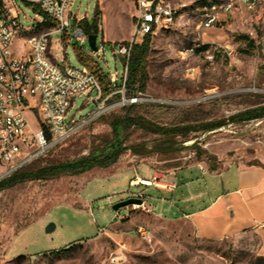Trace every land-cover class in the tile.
I'll use <instances>...</instances> for the list:
<instances>
[{
  "label": "rangeland",
  "instance_id": "374dc122",
  "mask_svg": "<svg viewBox=\"0 0 264 264\" xmlns=\"http://www.w3.org/2000/svg\"><path fill=\"white\" fill-rule=\"evenodd\" d=\"M165 1L174 10V22L150 34L149 78L142 100L130 111L168 127L198 126L264 105V17H255L241 8L221 16L224 19L219 26L201 28L200 9L226 0ZM21 8L22 25L32 29L20 31L15 38L17 55L29 51L27 37L50 28L39 24L35 4L22 2ZM135 14V0H74L70 20L85 31L91 26L90 33L97 34V46L102 49L100 54L90 48L89 42L82 46L61 33L52 34L53 57L60 60L63 55L72 65H87L103 93L110 88L98 101L93 100L97 90L90 98L85 94L74 98L69 119H86L111 93L122 89L125 61L124 56L115 54L114 46L132 38ZM202 42L209 47L229 46L234 58L220 51L211 64L203 50L189 57L182 53ZM112 74L117 75L116 85L110 80ZM127 106L122 97L109 98L99 114L27 167L70 160L102 146L103 140L112 135L108 121ZM35 115L34 110L27 113L31 126L37 129ZM126 137L129 145L140 143L150 148L165 144L163 136L138 127L127 130ZM175 142L173 151L137 155L127 150L107 168L26 180L2 189L0 264H264L256 234L239 240L203 239L184 219L154 216L139 224L151 231L148 241L136 231L138 225L125 224L137 215L151 213L135 212L123 221L114 217L113 204L136 192H143L145 201L155 204V190L145 184L131 186L135 173L126 172L123 177L126 169H137L146 176L153 171L170 173L192 165L264 168V117L229 122L209 131H191L187 137L177 136ZM50 223L55 228L47 232ZM114 256L119 258L113 261Z\"/></svg>",
  "mask_w": 264,
  "mask_h": 264
},
{
  "label": "built area",
  "instance_id": "2783aa9c",
  "mask_svg": "<svg viewBox=\"0 0 264 264\" xmlns=\"http://www.w3.org/2000/svg\"><path fill=\"white\" fill-rule=\"evenodd\" d=\"M22 2L38 7L35 16L39 24L47 16L52 25L40 34L27 37L29 51L25 55H17L13 47L15 38L20 31L32 29L23 26L20 21ZM73 3L74 0H0V182L44 156L50 148L77 131L88 119L99 114L104 109L106 100L115 94L111 93L104 99L98 110L91 111L86 119L68 118L77 96L85 94L90 98L94 90H97V95L93 100L98 101L104 96L99 80L87 65L75 66L62 54L60 60L51 54L53 33H61L70 40L75 39L82 46L89 42V34L70 20ZM241 8L255 17H264V0H226L203 6L200 9L201 22L198 27H217L224 19L221 16H227ZM135 10L132 38L114 46L115 54L126 59L122 89L118 93H122L121 97L127 105L142 100V92L126 96L125 82L133 45L142 42L146 35L157 29L169 28L174 22V10L165 0H135ZM62 44L64 45L63 40ZM204 44L202 42L187 48L182 53L187 57L194 56ZM203 51L211 64L220 51L230 59L234 58L229 46H210ZM96 52L100 54L102 49L98 47ZM110 80L112 85H116L117 75L112 74ZM31 110L35 111L38 119L37 129L31 126L27 116ZM139 184L162 189L175 186L167 173L151 177L136 176L130 181L131 186ZM130 197L141 198L142 203H133L117 210L114 217L120 221L129 219L135 212L149 210L143 192L133 193ZM102 230L104 228L100 229ZM136 231L144 239L151 240V231L143 225H138ZM117 258L119 257L114 256L112 260Z\"/></svg>",
  "mask_w": 264,
  "mask_h": 264
},
{
  "label": "crops",
  "instance_id": "0c3cea01",
  "mask_svg": "<svg viewBox=\"0 0 264 264\" xmlns=\"http://www.w3.org/2000/svg\"><path fill=\"white\" fill-rule=\"evenodd\" d=\"M151 177L156 171L141 176ZM175 186L159 189L155 204L146 201L151 215H137L126 222L137 226L150 217L168 216L173 220H186L197 237L220 240H239L256 234L260 239V255L264 256V168L259 165H230L224 169L192 165L167 173ZM114 176V175H113ZM116 177V176H115Z\"/></svg>",
  "mask_w": 264,
  "mask_h": 264
},
{
  "label": "trees",
  "instance_id": "16d2710c",
  "mask_svg": "<svg viewBox=\"0 0 264 264\" xmlns=\"http://www.w3.org/2000/svg\"><path fill=\"white\" fill-rule=\"evenodd\" d=\"M80 23H82V21ZM42 24L49 27L52 25L47 16H44ZM81 25L83 26V24ZM90 28L91 26L85 28L88 34H90ZM95 31H97L96 28ZM208 47L209 44H204V46L198 49V52L207 49ZM150 50V34L146 35L142 42L133 45L128 61L127 79L125 82L126 96H133L137 92L145 91L146 83L149 78L147 63ZM124 61H126L125 58ZM109 90L110 88L106 87L104 95H106ZM113 96L120 98L121 93H116L112 95V97ZM134 105L135 104L128 105L123 113L116 114L110 118L108 123L111 127L112 135L103 140L102 146L92 149L88 154L70 160L45 164L35 168H29L26 166L11 176L3 179L0 182V191L26 180L55 178L65 174L78 175L96 167L107 168L117 162L121 154L127 150H130L133 154L137 155H146L155 151H173L175 148L172 146L175 145V138L177 136L187 137L191 131H209L222 127L229 122H239L264 117V105H262L246 109L226 120L205 122L198 126L185 124L168 127L148 120L141 114L132 113L130 110ZM131 127H138L159 134L164 137L165 144L157 143L150 148L145 144L140 143L129 145L127 144L126 131Z\"/></svg>",
  "mask_w": 264,
  "mask_h": 264
},
{
  "label": "water",
  "instance_id": "95a60500",
  "mask_svg": "<svg viewBox=\"0 0 264 264\" xmlns=\"http://www.w3.org/2000/svg\"><path fill=\"white\" fill-rule=\"evenodd\" d=\"M89 46L93 51H98L97 34H94V33L89 34ZM133 203H142V199L136 198V197H129V198L120 200L113 204V210L117 211L120 208L133 204ZM54 228H55V225L53 223H50L48 224L46 230L47 232H51L52 230H54Z\"/></svg>",
  "mask_w": 264,
  "mask_h": 264
}]
</instances>
